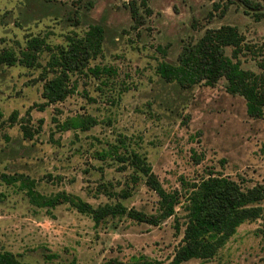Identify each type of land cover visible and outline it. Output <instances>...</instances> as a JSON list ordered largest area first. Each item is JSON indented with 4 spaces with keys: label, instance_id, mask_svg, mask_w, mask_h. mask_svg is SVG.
<instances>
[{
    "label": "rangeland",
    "instance_id": "rangeland-1",
    "mask_svg": "<svg viewBox=\"0 0 264 264\" xmlns=\"http://www.w3.org/2000/svg\"><path fill=\"white\" fill-rule=\"evenodd\" d=\"M264 12V0H254ZM126 0H0V51L17 54L25 39L37 36L50 46L102 28L101 50L89 64L110 66L99 78L73 75V91L41 105L42 68L0 63V249L35 264H103L110 257L132 264L166 262L181 237V208L157 225L126 216L93 224L67 203L48 209L31 204L20 175L42 194L64 190L92 204L119 199L107 190L126 188L127 207L152 212L155 194L130 170H118L111 149L135 150L145 157L166 189L178 188L209 170L242 186H264V107L260 117L245 112L243 98L229 93L224 80L180 88L155 72L159 60L173 62L183 45L205 28L231 24L254 47L264 42V16L237 0H145L143 22L132 26ZM214 3H217V7ZM256 50V49H255ZM225 53L230 47H224ZM243 49L240 66L259 72L262 55ZM99 87V89H98ZM40 105V106H38ZM77 116L93 118L86 128L60 127ZM24 124L31 137H23ZM16 176L6 181L1 174ZM104 185V187H103ZM264 213L239 223L207 259L181 264H264L260 230ZM53 257L45 258L44 254Z\"/></svg>",
    "mask_w": 264,
    "mask_h": 264
},
{
    "label": "trees",
    "instance_id": "trees-1",
    "mask_svg": "<svg viewBox=\"0 0 264 264\" xmlns=\"http://www.w3.org/2000/svg\"><path fill=\"white\" fill-rule=\"evenodd\" d=\"M231 1V0H227ZM246 8L252 9L254 19L264 16L260 11V4L254 0H237ZM217 7V3H214ZM125 6L129 11L132 26L143 22L140 7L148 10L145 0H126ZM102 28L97 24L89 25L82 34L66 36L63 44L49 45L37 36L25 39L24 46L17 54L9 50L0 51V63L13 65L15 63L25 67L39 65L37 54L40 48L49 50L48 58L39 74L42 80L40 97L41 105L61 101L70 94L75 83L73 75H87L99 78L101 73H110V66L89 64L101 50ZM243 37L236 27L231 24H220L217 27L205 28L202 34L189 44L183 45L175 61L159 60L155 65V72L164 81L174 82L180 88H187L197 83L213 85L219 78L224 80V88L229 93H236L244 100L245 112L251 117H260L264 107V42L262 46L254 47L242 42ZM229 46L227 54L224 47ZM248 49L256 54L262 53L257 65L261 68L255 72L240 66L237 54ZM256 49V50H255ZM99 89V87H98ZM40 106V105H38ZM1 115V113H0ZM93 122V118L77 116L71 121H62L60 127L86 128ZM23 137H31L32 132L20 124ZM118 162V170L129 169L132 181L141 179L156 196L155 207L152 212H145L134 207H127L122 200L129 195L126 188L107 190L119 199L106 200L92 204L80 196L64 190L52 194L38 192L32 180L20 175L19 185L24 186L27 200L33 206L48 209L60 203H67L79 213L86 214L93 224H98L105 218L126 216L132 220L157 225L169 216L175 215V208H181V222L174 220V227L182 225L181 237L175 246L171 258L163 264H181L191 258L204 260L212 257L221 247L236 226L245 221L259 217L264 213V186L256 183L242 186L236 180L220 172L208 171L197 179L190 181L179 177L178 188L166 189L151 170L150 164L144 156L135 150L122 153L111 149ZM6 181H13L16 176L1 174ZM104 187V185H103ZM264 240V226L259 228ZM45 258L53 257L52 253L44 254ZM0 264H35L19 259L13 252L0 249ZM69 264H75L69 262ZM103 264L122 263L115 257L107 258ZM132 264H162L158 260L141 259Z\"/></svg>",
    "mask_w": 264,
    "mask_h": 264
}]
</instances>
